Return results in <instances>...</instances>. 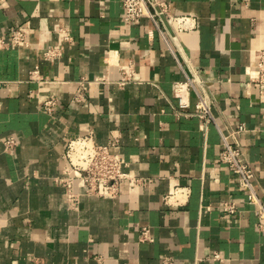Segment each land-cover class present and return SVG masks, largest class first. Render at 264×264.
<instances>
[{
    "label": "crops",
    "instance_id": "1",
    "mask_svg": "<svg viewBox=\"0 0 264 264\" xmlns=\"http://www.w3.org/2000/svg\"><path fill=\"white\" fill-rule=\"evenodd\" d=\"M161 1L196 21L192 31H168L171 52L147 18L123 24L121 0H0V38L20 29L28 40L27 48L0 47V264H161L165 256L264 264V229L218 158L219 133L242 126L234 141L264 205V104L245 86L264 49V0ZM49 46L60 49L58 59H43ZM128 64L132 81L119 86ZM193 74L208 81L213 99L214 125L204 130L175 115L176 84ZM87 132L96 145L118 135L111 152L151 182H124L116 198L82 196L70 209L54 179L68 141ZM8 139L16 145L5 150ZM176 188L187 195L165 205ZM233 201L234 212H224ZM144 227L151 242H139Z\"/></svg>",
    "mask_w": 264,
    "mask_h": 264
},
{
    "label": "built area",
    "instance_id": "2",
    "mask_svg": "<svg viewBox=\"0 0 264 264\" xmlns=\"http://www.w3.org/2000/svg\"><path fill=\"white\" fill-rule=\"evenodd\" d=\"M122 22L125 26H132L139 23L142 18H147L154 30L165 41L170 52V46L167 44L166 35L173 41V33L189 32L196 28V21L189 16L173 15L170 12L169 5L161 0H121ZM56 33L61 40L68 43L72 37L67 29L60 24L55 25ZM20 47L27 48L28 40L24 31L20 29L11 30L6 37L0 38V47ZM44 60H56L60 56V49L49 46L42 53ZM256 75L246 83V88H255L264 104V49L258 53V60L255 65ZM37 76V71L30 73ZM133 66L128 64L126 68H120L119 86H123L132 81ZM40 79V78H38ZM96 82L107 83L106 77L96 79ZM194 93L195 101L193 111L190 113V102L188 94ZM174 95L177 99L176 117H193L197 120L198 126L204 130L207 125L213 124L214 120L211 114L213 99L209 91V83L193 74L186 78L185 82L177 83L174 89ZM55 105L53 98L42 101V111L50 114ZM243 130L229 131L227 136L220 135L221 147L218 158L221 164L227 167L232 173L236 184L245 194V203L253 206V212L257 218V226L264 229V205L261 203L257 193L252 185L253 172L245 159L244 153L235 143L234 138ZM230 138L232 143L228 142ZM119 136L112 135L111 139L105 145H96L93 142L91 132L78 136L68 141L63 153V166L59 177L54 179V183L63 188L66 202L70 209H77L79 200L82 196H93L102 199H114L121 193V185L126 182L130 187L143 186L151 180L139 179L126 172L127 162L118 154L111 152V149L118 145ZM4 149H12L16 143L13 139L2 142ZM187 195L182 189H174L171 195L163 198L165 205L179 204L180 196ZM235 202L228 203L223 211L233 213ZM139 242H151L148 228L140 230ZM213 261L222 262L217 253L211 256ZM161 264H178L171 257L165 256L161 259Z\"/></svg>",
    "mask_w": 264,
    "mask_h": 264
}]
</instances>
